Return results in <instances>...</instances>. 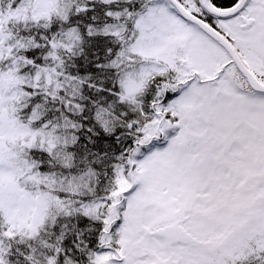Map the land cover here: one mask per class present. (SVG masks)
I'll list each match as a JSON object with an SVG mask.
<instances>
[{
  "label": "snow or ice",
  "instance_id": "1",
  "mask_svg": "<svg viewBox=\"0 0 264 264\" xmlns=\"http://www.w3.org/2000/svg\"><path fill=\"white\" fill-rule=\"evenodd\" d=\"M0 264H264V0H0Z\"/></svg>",
  "mask_w": 264,
  "mask_h": 264
}]
</instances>
